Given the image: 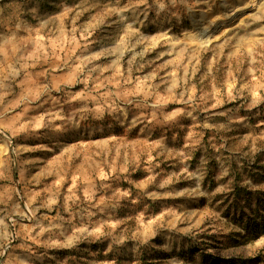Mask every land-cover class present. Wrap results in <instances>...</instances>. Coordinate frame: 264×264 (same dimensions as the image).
<instances>
[{
    "label": "rangeland",
    "instance_id": "1",
    "mask_svg": "<svg viewBox=\"0 0 264 264\" xmlns=\"http://www.w3.org/2000/svg\"><path fill=\"white\" fill-rule=\"evenodd\" d=\"M255 165L264 0H0V264H264Z\"/></svg>",
    "mask_w": 264,
    "mask_h": 264
},
{
    "label": "trees",
    "instance_id": "2",
    "mask_svg": "<svg viewBox=\"0 0 264 264\" xmlns=\"http://www.w3.org/2000/svg\"><path fill=\"white\" fill-rule=\"evenodd\" d=\"M253 169H246L242 166L236 170L237 180L242 176L241 173H249L253 178H262L264 180V165H255ZM254 172V173H252ZM224 214L238 219L247 232L252 235L259 231H264V217L262 210L264 208V191L259 189H249L247 186H234L230 193V199L226 200Z\"/></svg>",
    "mask_w": 264,
    "mask_h": 264
}]
</instances>
